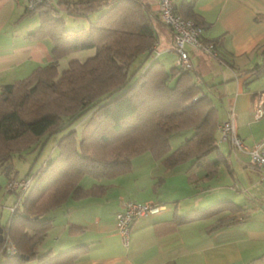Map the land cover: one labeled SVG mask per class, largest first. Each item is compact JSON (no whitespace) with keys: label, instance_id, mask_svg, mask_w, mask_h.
I'll return each mask as SVG.
<instances>
[{"label":"trees","instance_id":"1","mask_svg":"<svg viewBox=\"0 0 264 264\" xmlns=\"http://www.w3.org/2000/svg\"><path fill=\"white\" fill-rule=\"evenodd\" d=\"M61 10L73 16L96 15L88 27L70 28ZM25 11L37 12L40 24L28 37L50 39L52 60L0 88V173L7 181L13 179L14 156L39 147L53 134H64L56 142L57 152L24 177L30 178L25 191L8 189L16 201L0 222V264L76 260L81 247L59 253L37 250L52 226L49 213L70 200L102 196L108 187L103 182L130 172L133 159L141 154H150L165 172L185 164L191 180L192 168L203 169L195 182L213 179L221 166L232 173L217 146L218 109L203 78L192 67L148 63L147 52L157 39L155 23L160 21L148 0H53ZM173 11L195 19L191 5L173 4ZM88 48H94V55L70 59L58 70L61 57ZM261 56L247 70L256 77L264 73V49ZM184 130L193 133L171 149L170 137ZM213 152L215 158L208 159ZM86 176L93 179L88 187L81 184ZM249 215L247 207L223 200L175 222L216 218L213 228H221ZM6 238L16 249L13 255L5 250Z\"/></svg>","mask_w":264,"mask_h":264},{"label":"crops","instance_id":"2","mask_svg":"<svg viewBox=\"0 0 264 264\" xmlns=\"http://www.w3.org/2000/svg\"><path fill=\"white\" fill-rule=\"evenodd\" d=\"M148 1L152 11L157 13V0ZM173 4L191 5L196 20L190 18L202 23L203 38L216 42V55L191 47L186 49L193 70L206 82L208 87L205 85V89L214 98L215 106L216 102L222 104L223 109L217 108L219 124L227 119L232 110L236 133L246 150L264 141V116L259 119L253 116L255 96L262 90L249 87L264 73L256 77L247 71L262 58L264 0H173ZM39 24L37 12H26L23 0H0V88L52 60L50 39L28 37V33L36 30ZM155 28L157 39L147 52L148 63L158 60L169 68L176 59L172 32L159 20ZM217 135L218 140V130ZM219 150L232 172L234 168L239 170L242 164L246 165L249 159L247 152L236 151L228 141H222ZM148 165L140 174L132 162L130 172L103 182L108 187L102 196L70 200L55 209L56 212L51 211L52 226L37 244V250L42 253L51 249L53 253H59L81 247L82 253L70 264H264V202L255 212L248 208L250 215L247 219L221 228H213L214 218H207L209 227L208 222V225L205 224L207 219L176 223V217L207 207L219 199L232 197L211 193L216 187L213 182L218 179V174L213 179L195 182L203 175V169L195 171L192 168L195 179L191 180L189 172L181 166L165 172L155 159ZM224 169L230 173L226 167ZM127 174L132 176L133 181L145 175L137 194H130L132 197L124 193L128 186L124 181H129ZM176 177L180 179L181 188L176 187L178 195H173L171 205L165 206L164 201H160L159 185L168 181L175 185ZM257 180L252 179L248 184L264 188V178ZM184 187L191 188L190 191L194 190L197 195H183ZM140 191L146 196L139 197ZM187 198L190 200L187 201ZM125 199L165 206L158 214L132 221L126 245L115 219L121 201ZM241 199L246 198L241 196ZM70 227L78 228V231L72 233ZM49 235L52 243L46 247L44 241Z\"/></svg>","mask_w":264,"mask_h":264},{"label":"rangeland","instance_id":"3","mask_svg":"<svg viewBox=\"0 0 264 264\" xmlns=\"http://www.w3.org/2000/svg\"><path fill=\"white\" fill-rule=\"evenodd\" d=\"M36 14V13H34ZM32 15V14H31ZM60 15L64 18L65 26L70 27V28H77V27H82L84 26L85 28L88 27L89 21L92 20L96 13H88L87 17H80V16H73L68 13H66L64 10L60 11ZM95 50L94 48H88V49H83V50H78L75 52H71L59 59L58 62V70L61 71L65 69L68 65V62L70 59H78L80 61L86 59L87 57H90L94 55ZM138 61L133 63L130 68H129V73L136 67ZM170 67V66H168ZM250 88L252 89H258L259 90H264V75H261L259 78L255 79L252 81V83L249 85ZM217 108L220 110L222 108V104L220 102H216ZM223 109V108H222ZM74 126H76L78 129L80 128V125L77 123ZM193 132L191 130H184L182 132H177L173 134L170 137V146L171 149H175L181 144H183L188 137ZM64 134V132L53 134L49 136L47 139H43V143L39 145V147H33L30 150L23 151L20 153V155H16L13 158V166L12 169L16 171V177L13 179L20 180L24 178L28 173H35L36 170L41 166V164L50 156L54 155L57 150H56V142L57 140ZM218 137V135H217ZM224 153L227 154V150L224 149V146L222 147ZM221 150V149H220ZM145 155H140L141 157L136 156V159L134 158L132 161L135 164V169L137 168V171L141 172L146 166H149L150 162H152V158L149 157L148 153H144ZM148 154V155H147ZM215 153H211L208 156V159H214L215 158ZM246 165H243L238 167L239 170H236L235 168L233 169L232 173H228L224 168V166H221L219 169L218 173V179H215L213 182V185L216 187H213L211 193L215 194L218 193L220 195H225L227 197H232V200L234 203L238 205L245 206L252 210V212H255L258 210V206L264 202V188L262 187H251L248 183L252 181V179H258L257 181L261 180L264 178V174L260 172L259 170L251 167L249 165V159L245 163ZM181 168H185L186 165L182 164L180 165ZM197 167H194L193 170L196 171ZM129 181H124L128 183V186L124 190L125 195L132 197L130 194H137V190L140 189V183L143 180V177L145 175L139 176L138 179L133 181L132 176L130 174L126 175ZM129 176V177H128ZM125 179L124 177H122ZM261 178V179H260ZM12 180V179H11ZM176 184L171 185V181H168L167 183L164 182L159 185V193H160V201H164L165 206L171 205V198L173 195H178L179 189L181 186H179V178H175ZM217 180V181H216ZM10 180L7 181L6 177L4 174L0 173V222L4 223L7 219V217L10 214V206L11 204L16 201V194L14 192L8 191L7 184ZM93 181V179L89 176H86L83 178L81 181V184L89 186L90 183ZM264 184V183H262ZM175 186V187H174ZM85 187V186H84ZM178 187V188H176ZM202 187V185H200ZM11 190V189H9ZM190 189H187V187H184L183 195H197L195 192H191ZM231 190V191H229ZM223 192L224 194H220ZM195 193V194H194ZM139 197L146 196L145 194L140 191V194H138ZM241 196H244L246 199H241ZM177 198V197H174ZM248 198V200H247ZM194 197L191 198L193 201ZM219 199V198H218ZM132 200V199H131ZM190 200L187 198V201ZM220 201H223L222 199H219ZM216 203V201L214 202ZM206 208L205 206L201 207V209ZM200 210V208H199ZM56 212V210L54 211ZM51 213V212H50ZM49 213V214H50ZM55 214V213H54ZM57 214V213H56ZM61 213H58L59 215ZM203 220V219H202ZM208 219L205 224L208 225ZM217 220L216 218L213 219V224H216ZM210 226V223L207 227ZM52 235V233L50 232ZM51 235L46 237L45 243L46 247L49 246V244L52 243ZM5 260V259H4ZM29 264H35L33 262H30Z\"/></svg>","mask_w":264,"mask_h":264},{"label":"built area","instance_id":"4","mask_svg":"<svg viewBox=\"0 0 264 264\" xmlns=\"http://www.w3.org/2000/svg\"><path fill=\"white\" fill-rule=\"evenodd\" d=\"M53 0H23L26 9H34L43 2ZM157 11L160 21L167 26L172 32L174 43V51L176 53L175 66L189 69L192 67L188 51L186 47H191L209 55L215 54V44L203 38V27L191 18H183L173 11V0H157ZM253 116L259 119L264 116V90L255 96V106ZM219 138L217 146L222 141H228L231 146L240 152H247L249 155V165L259 169L264 174V141L254 144L250 149L246 150L242 140L236 133L235 116L231 110L226 120L217 126ZM30 183V178L20 180L12 179L8 182V189H21L25 191ZM165 209L163 204L153 202H138L125 199L121 201V207L115 214L116 226L122 237L123 243L126 245L129 241V228L135 219L155 215ZM5 250L13 255L16 251L11 241L6 238L4 243Z\"/></svg>","mask_w":264,"mask_h":264},{"label":"water","instance_id":"5","mask_svg":"<svg viewBox=\"0 0 264 264\" xmlns=\"http://www.w3.org/2000/svg\"><path fill=\"white\" fill-rule=\"evenodd\" d=\"M1 231V230H0Z\"/></svg>","mask_w":264,"mask_h":264}]
</instances>
